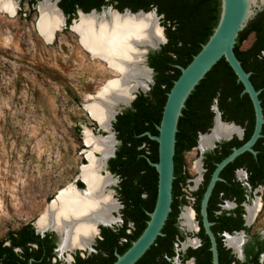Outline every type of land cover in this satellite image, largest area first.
<instances>
[{
	"label": "trees",
	"instance_id": "1",
	"mask_svg": "<svg viewBox=\"0 0 264 264\" xmlns=\"http://www.w3.org/2000/svg\"><path fill=\"white\" fill-rule=\"evenodd\" d=\"M38 0H20V7L26 4L29 15L35 13ZM58 7L65 15L68 28L76 11H100L102 6L110 5L118 11L128 8L131 11L155 10L160 16V25L166 41L160 47L146 54V64L152 69L153 82L146 93L139 92L131 106L121 109L112 122L116 140L114 155L107 161L108 170L118 178L114 187L116 198L122 205V224L116 228L99 226L100 238L96 239L94 252L84 257L77 250L73 254V264H110L115 260V252L123 253L146 226L148 213L152 211L157 195V172L150 164L158 158L157 142L150 139L146 132L157 135L163 105L167 92L179 76L178 66H186L200 50L216 26L220 13V0H58ZM20 8V9H21ZM21 11L19 10L18 13ZM251 35L247 47L243 41ZM234 53L243 69L250 72L249 79L259 90L258 97L264 114V9L257 12L246 27L239 32L234 44ZM243 85L237 81L234 71L221 57L196 84L185 101L182 114L178 118L175 134L174 179L172 182L171 212L158 236L137 264H167L165 256L174 255L173 242L178 235L175 217L179 208L187 203L183 188L190 178L185 170L184 153L196 146L198 133H205L212 124L216 105L223 121L234 122L243 128L242 138L217 142L215 147L204 153L203 179L198 188L191 192L192 207L200 225L201 246L189 250L196 257V264H210L209 240L201 226L199 204L202 193L214 169L215 163L232 150L244 143L254 127V111L249 96L242 92ZM78 129V127H77ZM261 136L253 148L256 154L245 151L229 162L220 172L224 181H217L207 204L208 218L213 222L211 229L216 234L220 264H240L225 249L218 233L243 229V207L246 199L245 187L234 178V170L242 167L247 172V182L252 189L263 186L264 202V123ZM150 161V162H149ZM82 188L81 182L76 183ZM236 202L229 211L219 210L223 200ZM131 223V226L129 225ZM57 237L53 232L37 233L33 225L23 223L6 233L0 239V264H27L32 258L34 264H60L54 260ZM255 248V250H254ZM246 261L257 263L259 253L264 251V237L251 234L245 246ZM186 255V256H187Z\"/></svg>",
	"mask_w": 264,
	"mask_h": 264
},
{
	"label": "rangeland",
	"instance_id": "2",
	"mask_svg": "<svg viewBox=\"0 0 264 264\" xmlns=\"http://www.w3.org/2000/svg\"><path fill=\"white\" fill-rule=\"evenodd\" d=\"M5 1L12 3L14 14L0 9V239L23 223L33 224L58 190L74 183L89 150L84 132L105 135L84 109V100L118 75L104 61L92 58L71 28L62 25L46 41L36 29V9L29 15L26 4L20 7V0ZM251 39L250 35L241 47H247ZM148 74L150 88L153 73L149 70ZM108 141L114 148L119 144L116 137L112 143ZM205 151L197 145L184 153L190 179L183 208H191L189 196L202 179ZM237 177L243 180L244 173L238 171ZM113 179L112 188L118 181ZM114 198L119 203L115 191ZM254 203L259 207L249 226L252 233L264 235V202L257 191L245 206ZM232 207L231 202L223 204L225 209ZM180 227L186 231L181 221ZM59 243L58 238L57 246ZM74 251L61 253L56 248L57 258L61 264H71L66 255Z\"/></svg>",
	"mask_w": 264,
	"mask_h": 264
},
{
	"label": "bare ground",
	"instance_id": "3",
	"mask_svg": "<svg viewBox=\"0 0 264 264\" xmlns=\"http://www.w3.org/2000/svg\"><path fill=\"white\" fill-rule=\"evenodd\" d=\"M0 9L9 15L14 14L12 3L5 0H0ZM37 11L38 16L40 15L36 20L38 32L44 40L50 41L63 24L62 16L54 2L37 4ZM110 15L112 25L110 24L109 28L105 27L104 30L96 31L93 28L92 15L81 16L71 26V30L80 37L81 47L90 50L96 56L94 58L106 57L109 60V68L118 75L117 79L104 83L109 89L101 97L103 102H90L84 105L85 110H89L95 119L101 124L107 123L109 127L108 136L101 138L94 137L89 130L84 132L87 135L83 138L84 142L93 149L90 154L85 155L89 159L88 166H81L79 171V178L86 183L85 191L81 194L76 193L71 185L62 188L48 204L46 208L48 210L35 222L39 231L52 227L63 232L58 249L65 253L77 248L90 249V243L98 234V224L111 225L117 221V216H113V212H117L120 204L115 200L114 191L110 188L115 179L107 173L105 165L107 157L114 149L113 144L112 146L108 144V140L111 143L115 141L111 131L114 114L119 105H127L130 102L135 92L147 89L149 68L144 65L145 54L148 47L157 46L163 41L162 29L151 13L132 17L122 23ZM122 60H125L123 64ZM238 130L237 127L221 123L216 115L211 131L199 135L198 148L203 151L215 141L232 133H239ZM257 209L258 203L247 207L248 222L252 220ZM183 217L191 228L190 212L183 213ZM227 241L235 249L240 244L238 236L229 237Z\"/></svg>",
	"mask_w": 264,
	"mask_h": 264
},
{
	"label": "water",
	"instance_id": "4",
	"mask_svg": "<svg viewBox=\"0 0 264 264\" xmlns=\"http://www.w3.org/2000/svg\"><path fill=\"white\" fill-rule=\"evenodd\" d=\"M46 1L54 2L56 8L60 12V15L62 16V20H63L62 25L65 26V15L57 5L58 0H38L35 5L36 10H37V4ZM263 9H264V0H220L219 19L216 26L213 29L212 34L209 36L208 40L204 44H202L200 50L192 57L191 61L186 66H178V68L180 69V74L174 80L170 90L167 92V97L162 109L160 123L157 126L158 134L152 135L149 132H146L150 139L157 142V151H158L157 161L156 162L149 161L150 164L154 166L157 172V195H156L154 207L152 211L148 213L149 219L147 220L146 226L142 230L140 235L131 243V245L122 254L116 253V260L111 264H136V261L151 246V244L154 242L157 236H160L162 234L161 229L171 209L172 182L175 177L173 156L175 153V134L177 131L178 118L182 114V108L185 105V101L187 97L194 89L196 84L204 77V75L209 71V69L221 57H223L226 60V62L229 64L231 69L234 71L237 77V81H239L243 85L242 92L246 93L251 100L254 111V127L250 137L243 144H241L238 147H233L232 151L228 155H226L223 159H221L219 162L215 164L210 179L201 197L200 215H201L204 231L208 235L210 240V249L212 252V264H219L215 235L210 229L211 222L207 218L206 208H207L208 199L210 197V194L212 192V189L216 181L221 180L219 173L224 168L225 165H227L235 157H237L238 155H240L245 151L255 153L252 146L256 142V140L261 136V129L264 123V114L262 112V106L260 104V99L258 97L259 90H256L254 88L251 80L249 79L250 72H246L243 69L242 65L240 64V61L237 59L234 53V44L236 42L239 32L246 27L248 22L254 18L257 12ZM148 13L153 14L157 23L160 25V21H159L160 16L157 15L155 10L131 11L128 8H124L122 11H118L117 9H114L110 5L102 6L100 11L91 9L88 12H83L80 9H78L76 11V17L72 19L69 28H71L73 23L76 20H78L81 16L92 15L94 17L92 26L96 31H98L101 29L104 30L106 28H109L112 25V17L110 14H112L115 17V19H118V21L122 23V21L124 22L128 19H132V17L140 16L143 14L146 15ZM38 17L40 18V15ZM160 27L163 32V27L161 25ZM36 29H37V21H36ZM78 40L80 43L79 36H78ZM165 41L166 38L163 32V41L160 42V44H158L157 46L148 47L147 48L148 51L150 50L153 51L158 49L160 45L163 44ZM85 51H87L92 58L96 57L90 50L86 49ZM113 56H117V55L113 54ZM97 58L104 62H107L106 65L108 67L110 66V64L108 63L109 60H107L106 57L98 56ZM124 61L125 60H122V64ZM146 66L148 67L147 64ZM148 68L151 72L152 69L150 67ZM114 79H117V76L109 80H114ZM107 89L109 88L103 85L100 90L95 92L93 95H90L87 100H84L85 102L83 103V107L85 103L88 104L90 102H103L101 97L107 91ZM148 90H149V86L147 87L146 90H139L135 92L133 94L132 99L127 105H119L114 114V118L115 115L121 109L128 108L131 106V103L137 93L139 92L146 93ZM212 109L215 111L214 118L217 115L218 120L220 121V114L217 111V107L214 105ZM86 111L88 112L90 118L96 122L98 131L100 130L105 132V135L99 133L97 135H94V137L101 138L108 136L109 127L107 123L101 124L97 119H95L92 116L89 110ZM220 122L223 124L232 125L239 129V127L236 126L234 123H226L222 121ZM89 132L93 135V133L90 130ZM239 132L241 133L240 129ZM112 134L115 138V134L113 130H112ZM199 135H201V133ZM231 137L232 135H229L228 137H225L223 139L228 140ZM86 145L89 147V150L86 153L88 155L93 151V149L90 147V145L88 144ZM115 149L116 148L113 149L111 155L108 156L107 159L114 155ZM105 159L106 158H104V160ZM85 160L86 163L83 164L82 166H88L89 159H87L86 156H85ZM106 171L110 176H113L109 170L106 169ZM79 174L80 172L78 173L75 179L78 178L79 180H81L84 186L80 188L74 183H71L69 185H71L72 189L76 193L81 194L86 189V183L83 181L82 178H79ZM97 174H99V171H97ZM60 190H58L57 194L59 193ZM56 195L49 201V203H51V201L54 200ZM35 222L32 225L37 233H39L40 235H44L45 232L51 230L57 235V237L60 239L61 242L62 232L52 227L49 229H43L39 231L36 228ZM108 226H112V225H108Z\"/></svg>",
	"mask_w": 264,
	"mask_h": 264
},
{
	"label": "flooded vegetation",
	"instance_id": "5",
	"mask_svg": "<svg viewBox=\"0 0 264 264\" xmlns=\"http://www.w3.org/2000/svg\"><path fill=\"white\" fill-rule=\"evenodd\" d=\"M216 106V105H215ZM213 110V109H212ZM217 111H218V109H217ZM213 112H214V114H215V111L213 110ZM219 112V111H218ZM263 112V111H262ZM220 114V113H219ZM213 121H214V115H213V118H212V124H211V127L209 128V130L211 131V129H212V127H213ZM220 121H222V122H226V121H223L222 119H221V117H220ZM226 123H234V122H226ZM235 124V123H234ZM236 126H238L239 127V129H240V131H241V133L239 132V133H232L231 135H232V137L231 138H233L234 136L235 137H237L238 139H240V138H242V135H243V128L240 126V125H237V124H235ZM233 127V126H232ZM234 128H236V127H234ZM113 130V129H112ZM208 130V131H209ZM207 131V132H208ZM209 131V132H210ZM239 131V130H238ZM208 132V133H209ZM199 134L200 133H198V136H197V142H196V146L198 145V139H199ZM202 135H204V134H207L206 132L205 133H201ZM240 134V135H239ZM262 135V134H261ZM201 136V135H200ZM230 138V139H231ZM230 139H228V140H230ZM118 141V140H117ZM221 141H225L224 139H219V140H217V141H215L214 143H213V145L212 146H210L209 147V149L208 150H203V151H205V152H203V156H204V153H206L207 151H210V150H212L214 147H215V145H216V143L217 142H221ZM257 141V140H256ZM243 144V143H242ZM255 144V143H254ZM253 144V145H254ZM195 146V147H196ZM194 147V148H195ZM233 147H235V146H233ZM232 147V148H233ZM252 148H253V146H252ZM254 149V148H253ZM232 151V150H231ZM254 151H255V149H254ZM249 152V151H248ZM250 153H252V152H250ZM242 154V153H241ZM253 155H255L256 154V151H255V153H252ZM228 155V154H227ZM110 158V157H109ZM108 158V159H109ZM236 158V157H235ZM234 158V159H235ZM108 159H107V161H108ZM223 159V158H222ZM233 159V160H234ZM232 160V161H233ZM107 161H106V169L108 170V167H107ZM219 162V161H218ZM217 163V162H216ZM215 163V164H216ZM226 166V165H225ZM224 166V167H225ZM202 167H203V157H202ZM215 167V166H214ZM223 170V169H222ZM221 170V171H222ZM220 171V172H221ZM238 171H242L243 173H244V179L243 180H241V179H239L238 177H237V172ZM203 172H204V167H203ZM111 173V172H110ZM112 174V173H111ZM113 175V174H112ZM219 176H220V173H219ZM113 177H116L115 175H113ZM221 177V176H220ZM234 178L236 179V180H238V181H240L241 183H242V185L245 187V196H246V199L241 203V205H242V207H243V214H242V218H243V225L245 226V227H249L250 228V221L248 222L247 221V219H246V216H247V207L248 206H245V204L248 202V197L253 193V192H255V191H257V193L261 196V199H262V193H263V186L262 185H259L258 187H256V188H254V189H252L251 187H250V185L248 184V182L246 181L247 180V172H246V170L244 169V168H242V167H239V168H236L235 170H234ZM190 179V178H189ZM188 179V180H189ZM202 179H203V173H202ZM202 179H201V181H202ZM210 179V178H209ZM188 180H187V184H186V186L188 185ZM74 181V184H76L78 181L79 182H81L82 183V181L81 180H79L78 178L77 179H74L73 180ZM115 181V180H114ZM201 181H200V183H201ZM209 181V180H208ZM218 181H224V178L223 177H221V180H218ZM118 182V181H117ZM217 182V181H216ZM200 183H199V185H200ZM208 183V182H207ZM83 184V183H82ZM216 184V183H215ZM77 185V184H76ZM114 185V184H113ZM112 185V186H113ZM198 185V186H199ZM84 186V185H83ZM186 186L183 188V192H184V189L186 188ZM198 186H197V188H198ZM215 186V185H214ZM110 188H112L111 186H110ZM196 188V189H197ZM214 188V187H213ZM113 189V191H115V189L114 188H112ZM195 189V190H196ZM258 189H261V191L259 192L258 191ZM205 190V189H204ZM213 190V189H212ZM192 191H194V190H191V192ZM191 192H190V198L192 199V204H193V200H194V198H193V196L191 195ZM204 192V191H203ZM115 193H116V191H115ZM212 193V192H211ZM185 194V193H184ZM203 194V193H202ZM114 195V194H113ZM211 195V194H210ZM202 197V196H201ZM185 198H186V200L188 199V195L187 194H185ZM209 200V199H208ZM200 201H201V199H200ZM231 202L232 204H233V207L232 208H230V209H225V208H223V204L225 203V202ZM188 202V201H187ZM119 204H120V202H119ZM192 204H191V208H183L185 205H187V203L185 204V205H183V206H181V208H179V210H178V213L176 214V217H175V222H174V224H175V226L177 227V229H178V235H176V237H175V239H174V242H173V251H174V255H172V256H165V259H166V261H167V264H179V263H181V264H196V257L194 256V255H187L188 254V252H189V250H195V249H197V248H199L200 246H201V243H202V240H201V237L199 236V231H200V225H199V221H198V218H197V215H196V211H195V209L192 207ZM208 204V203H207ZM251 206V205H250ZM234 207H236V202L235 201H233V200H230V199H225V200H223L222 201V203L220 204V208H219V210H216L215 211V213H220L221 211H223V210H225V211H229V210H231V209H233ZM259 207V206H258ZM120 211H119V213H116V212H113V216H117V221L116 222H113V223H111V225L112 226H108V224L107 225H102V224H98V234H96V236L94 237V239H93V241L90 243L91 244V248L89 249V252H88V250H82V249H75V251L74 252H72L70 255H66V258H67V260L68 259H72V262H71V264H73V262H74V258H73V254L78 250L80 253V256H82V257H84V256H86V255H89L91 252H94V245L96 244V239H98V238H100V229H99V226H105V227H109V228H116V227H118V226H120L121 224H122V217H121V209H122V205L120 204ZM171 210H172V208L170 209V211H169V213L171 212ZM206 210H207V208H206ZM258 210V209H257ZM186 211H189L190 212V214H191V223H192V227L191 228H189L188 227V225L186 224V222H185V219H184V217H183V213H185ZM169 213H168V215H169ZM199 216H200V221H201V226H202V228H203V225H202V219H201V215H200V204H199ZM167 218H168V216H167ZM166 218V219H167ZM207 218H208V212H207ZM208 220H209V218H208ZM166 221V220H165ZM180 221L182 222V225L186 228V231L184 232V231H182L181 230V227H180ZM210 222H211V225H210V229H211V226H212V224H213V222L211 221V220H209ZM252 221V220H251ZM165 224V223H164ZM130 226H131V223L129 224ZM163 228V227H162ZM162 230V229H161ZM203 231H204V228H203ZM211 231H212V229H211ZM162 232V231H161ZM213 232V231H212ZM54 233V232H53ZM204 233H205V231H204ZM254 233H256V232H251V228H250V232L248 233V232H246L245 230H243V229H239V230H235V231H233V232H228V231H222V232H220V233H218V235L221 237V242H222V244H223V246H224V248L225 249H229V254H232L233 255V257H234V259H236L237 261H239L240 262V264H264V258H262L263 256H264V251L263 252H261V253H259V255H258V259H257V263H254V262H251V261H246V259H247V256H246V250H245V246H246V244H247V242L249 241V239H250V235L251 234H254ZM55 234V233H54ZM62 234H63V232H62ZM163 234V233H162ZM161 234V235H162ZM206 234V233H205ZM213 234L215 235V239H216V243H217V238H216V234L213 232ZM258 235H260V237H264V235H261V234H259V233H257ZM56 235V234H55ZM64 235V234H63ZM207 235V234H206ZM242 235H244V238H243V236ZM234 236H238L239 238H240V244H239V246L235 249V248H233L231 245H229L228 244V238L229 237H234ZM56 237H57V235H56ZM158 237V236H157ZM207 237H208V235H207ZM62 238H63V236H62ZM62 238H61V242H62ZM208 240H209V237H208ZM134 241V240H133ZM132 241V242H133ZM155 241V240H154ZM61 242L59 243V246H60V244H61ZM131 242V243H132ZM153 244V243H152ZM151 244V245H152ZM57 245H58V237H57V241H56V248H57ZM182 246L183 248L182 249H178V247L179 246ZM56 248H55V257L53 258V261L54 260H59V258H57V253H56ZM88 248V247H87ZM87 248H84V249H87ZM209 250H210V252H211V249H210V240H209ZM254 250H255V248H254ZM146 252V251H145ZM144 252V253H145ZM116 253H118V252H115V260H116ZM119 254H122V253H119ZM187 255V256H186ZM217 256H218V247H217ZM114 260V261H115ZM33 259L32 258H30L29 259V263H27V264H34L33 263ZM60 261V260H59ZM113 261V262H114ZM218 263L220 264V262H219V257H218ZM60 264H61V261H60ZM111 264V263H110ZM136 264H137V261H136ZM210 264H212V252H211V262H210ZM229 264H234V261H231Z\"/></svg>",
	"mask_w": 264,
	"mask_h": 264
}]
</instances>
